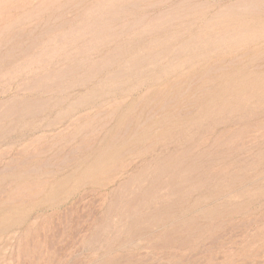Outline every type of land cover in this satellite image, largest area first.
Returning a JSON list of instances; mask_svg holds the SVG:
<instances>
[{
  "label": "rangeland",
  "instance_id": "1",
  "mask_svg": "<svg viewBox=\"0 0 264 264\" xmlns=\"http://www.w3.org/2000/svg\"><path fill=\"white\" fill-rule=\"evenodd\" d=\"M0 264H264V0H0Z\"/></svg>",
  "mask_w": 264,
  "mask_h": 264
}]
</instances>
